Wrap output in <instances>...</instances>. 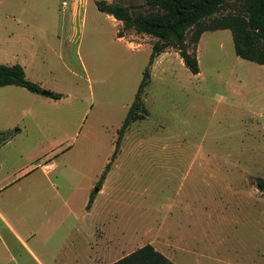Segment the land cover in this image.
Returning a JSON list of instances; mask_svg holds the SVG:
<instances>
[{
    "label": "rangeland",
    "instance_id": "obj_1",
    "mask_svg": "<svg viewBox=\"0 0 264 264\" xmlns=\"http://www.w3.org/2000/svg\"><path fill=\"white\" fill-rule=\"evenodd\" d=\"M61 1L0 0V63L60 94L0 87V202L10 220L28 221L31 205L54 203L56 192L68 199L71 188L77 204L97 180L155 40L121 27L116 35L132 43L117 41L95 0L76 18ZM105 1L148 11L143 0ZM195 56L197 74L173 47L153 58L139 94L145 114L120 138L98 213L107 238L120 227L122 254L150 244L173 264H264V190L255 185L264 179V66L237 57L227 29L204 31ZM0 238V264H33Z\"/></svg>",
    "mask_w": 264,
    "mask_h": 264
},
{
    "label": "trees",
    "instance_id": "obj_2",
    "mask_svg": "<svg viewBox=\"0 0 264 264\" xmlns=\"http://www.w3.org/2000/svg\"><path fill=\"white\" fill-rule=\"evenodd\" d=\"M147 12H132L126 5L95 0L99 12L108 14L121 22L123 29H133L136 33L151 35L155 38L151 44L147 64L142 70L134 100L129 104L119 129L116 131L113 150L96 181L100 186L115 157L120 138L132 121L143 118L145 109L139 94L149 80V66L153 58L165 48L173 47L191 74L198 72L195 56L197 40L203 31L227 29L231 35L234 54L242 59L264 66V0H143ZM188 29H192L189 39L191 48L185 42ZM119 33V32H117ZM118 34L117 36H120ZM14 85L39 93L40 87L25 79L23 69L18 64L0 63V87ZM57 99L60 94L50 92ZM6 137L0 133V142ZM256 188L264 190V179L256 178ZM93 199L88 196L86 207ZM109 264H173L150 244L141 245Z\"/></svg>",
    "mask_w": 264,
    "mask_h": 264
},
{
    "label": "crops",
    "instance_id": "obj_3",
    "mask_svg": "<svg viewBox=\"0 0 264 264\" xmlns=\"http://www.w3.org/2000/svg\"><path fill=\"white\" fill-rule=\"evenodd\" d=\"M70 1V15L76 18L79 13H82L86 0ZM106 15L117 27L114 32L117 41L126 42L127 45L132 43L127 40L126 34L116 35L121 28V22L108 14ZM260 126L264 137L262 121ZM1 166L0 162V169ZM1 179H3L2 176ZM1 179L0 182H2ZM96 181L89 180L87 182L84 190L78 196L77 204H71V196L72 199L74 198L73 188H71L65 194L68 199L56 192L54 203L44 207L37 204L31 205L29 209L31 215L27 216L28 221L21 219L20 213L13 216L14 219H8L2 210L4 203L0 202V230L2 234L6 238L16 241L33 261V264H109L115 261L133 249L124 254L121 253L123 238L119 230L120 227H114L112 233L109 231L107 238L106 222L99 215V206L96 204L104 184L102 181L100 186H95L99 190L95 194L97 190L93 191L92 186ZM7 188V184L0 183V199ZM16 191L18 193V190ZM91 191L93 192V201L86 207ZM49 209L52 210L50 214L48 213ZM31 239H35L37 244H30L29 240ZM159 252L165 256L162 251ZM108 258L115 259L104 263Z\"/></svg>",
    "mask_w": 264,
    "mask_h": 264
},
{
    "label": "built area",
    "instance_id": "obj_4",
    "mask_svg": "<svg viewBox=\"0 0 264 264\" xmlns=\"http://www.w3.org/2000/svg\"><path fill=\"white\" fill-rule=\"evenodd\" d=\"M61 4L64 6L65 5V1L63 0V1H61ZM53 167H54V164H43L42 166H41V170H42V172H44V173H47V172H49L50 170H52L53 169Z\"/></svg>",
    "mask_w": 264,
    "mask_h": 264
},
{
    "label": "water",
    "instance_id": "obj_5",
    "mask_svg": "<svg viewBox=\"0 0 264 264\" xmlns=\"http://www.w3.org/2000/svg\"><path fill=\"white\" fill-rule=\"evenodd\" d=\"M39 94L43 96H50V92L47 90H43V89H40ZM96 190H97V187H94L93 191H96Z\"/></svg>",
    "mask_w": 264,
    "mask_h": 264
}]
</instances>
